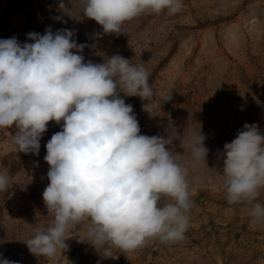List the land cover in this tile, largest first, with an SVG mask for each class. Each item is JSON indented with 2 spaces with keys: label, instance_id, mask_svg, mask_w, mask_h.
Returning a JSON list of instances; mask_svg holds the SVG:
<instances>
[{
  "label": "rangeland",
  "instance_id": "1",
  "mask_svg": "<svg viewBox=\"0 0 264 264\" xmlns=\"http://www.w3.org/2000/svg\"><path fill=\"white\" fill-rule=\"evenodd\" d=\"M64 3L71 16L56 10L59 0H0V39L31 42L30 32L67 28L86 45V62L119 54L143 65L155 98L120 95L133 106L141 134L173 141L170 151L188 170L189 226L182 241L151 239L130 252L113 248L110 256L80 242L85 225L70 226L66 251L53 258L30 253L26 241L54 219L42 198L49 183L43 158L63 122H49L38 156L18 151L14 127L0 128V174L12 184L0 191L3 257L19 264H264V221L254 222L251 205L228 202L221 156L245 123L264 133V0H182L179 13L142 14L126 21L119 35L105 34L85 17L81 0ZM57 15L67 23L52 19ZM200 130L209 152L195 162L186 141ZM259 191L255 202L264 206V188Z\"/></svg>",
  "mask_w": 264,
  "mask_h": 264
},
{
  "label": "clouds",
  "instance_id": "2",
  "mask_svg": "<svg viewBox=\"0 0 264 264\" xmlns=\"http://www.w3.org/2000/svg\"><path fill=\"white\" fill-rule=\"evenodd\" d=\"M81 3L85 17L105 34L117 35L124 34L126 21L142 14L174 15L183 7L182 0ZM56 10L71 16L64 0ZM63 15L52 19L67 23ZM74 35V30L54 32L49 26L44 34L28 33L31 42L0 39V128L14 127L18 151L38 156L49 122H63L43 158L49 183L42 198L54 219L26 241L30 253L53 258L58 249L66 251V232L82 224L86 238L80 242L108 256L113 248L130 252L151 239L182 241L192 206L188 170L170 151L169 136L141 134L133 106L120 95L153 100L149 73L119 54L103 63L86 62V45ZM205 139L201 130L187 138L195 162L206 161ZM221 156L228 202L251 205L254 222L264 221V206L255 202L264 188V133L257 124L245 123ZM11 186V178L0 174V191ZM0 264L19 262L0 253Z\"/></svg>",
  "mask_w": 264,
  "mask_h": 264
}]
</instances>
